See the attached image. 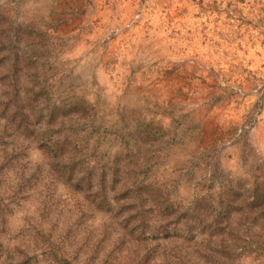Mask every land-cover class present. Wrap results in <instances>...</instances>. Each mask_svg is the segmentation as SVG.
<instances>
[{
  "label": "rangeland",
  "instance_id": "374dc122",
  "mask_svg": "<svg viewBox=\"0 0 264 264\" xmlns=\"http://www.w3.org/2000/svg\"><path fill=\"white\" fill-rule=\"evenodd\" d=\"M263 45L264 0H0V264H264Z\"/></svg>",
  "mask_w": 264,
  "mask_h": 264
},
{
  "label": "bare ground",
  "instance_id": "6f19581e",
  "mask_svg": "<svg viewBox=\"0 0 264 264\" xmlns=\"http://www.w3.org/2000/svg\"><path fill=\"white\" fill-rule=\"evenodd\" d=\"M124 1V0H123ZM143 1V0H142ZM170 1V0H169ZM174 1V0H173ZM66 2V1H65ZM81 2H83V1H81ZM120 2V1H119ZM137 2V1H136ZM164 2V1H163ZM73 3V2H72ZM108 3V2H107ZM199 3V2H198ZM229 3V2H228ZM235 3V2H234ZM234 3H232V4H234ZM240 3V2H239ZM117 4H119V3H117ZM205 4V3H204ZM224 4V3H223ZM243 4V3H242ZM62 5V4H61ZM68 5V4H67ZM99 5H101V4H99ZM186 5V4H185ZM228 5V4H227ZM60 6V5H59ZM58 6V7H59ZM71 6V5H70ZM113 6V5H112ZM126 6V5H125ZM134 6V5H133ZM164 6V5H163ZM162 6V7H163ZM239 6V5H238ZM63 7H64V5H63ZM80 7V6H79ZM119 7V6H118ZM142 7V6H141ZM149 7V6H148ZM194 7V6H193ZM197 7V6H196ZM220 7V6H219ZM232 7V6H231ZM241 7V6H240ZM120 8H121V6H120ZM122 8H123V6H122ZM152 8V7H151ZM216 8V7H215ZM226 8V7H225ZM58 9V8H57ZM64 9V8H63ZM102 9V8H101ZM106 9V8H105ZM104 9V10H105ZM112 9V8H111ZM129 9V8H128ZM147 9V8H146ZM155 9H156V7H155ZM159 9V8H158ZM194 9H195V7H194ZM222 9H223V7H222ZM229 9V8H228ZM232 9V8H231ZM59 10V9H58ZM139 10V9H138ZM152 10V9H151ZM172 10V9H171ZM196 10H198V9H196ZM221 10V9H220ZM227 10V9H226ZM244 10V9H243ZM251 10V9H250ZM61 11V10H60ZM84 11V10H83ZM107 11H109L108 9H107ZM122 11V10H121ZM128 11V10H127ZM169 11V10H168ZM205 11V10H204ZM207 11H208V9H207ZM212 11V10H211ZM215 11V10H214ZM120 12V11H119ZM144 12V11H143ZM151 12V11H150ZM177 12V11H176ZM230 12V11H229ZM228 12V13H229ZM124 13V12H123ZM156 13V12H155ZM192 13V12H191ZM209 13V12H208ZM215 13V12H214ZM133 14V13H132ZM154 14V13H153ZM159 14V13H158ZM203 14V13H202ZM258 14V13H257ZM81 15V14H80ZM85 15V14H84ZM113 15V14H112ZM147 15H149V14H147ZM162 15V14H161ZM186 15V14H185ZM205 15V14H204ZM227 15V14H226ZM247 15V14H246ZM137 16V15H136ZM187 16H188V14H187ZM229 16V15H228ZM243 16V15H242ZM250 16V15H249ZM112 17V16H111ZM113 17H115V16H113ZM153 17V16H152ZM222 17V16H221ZM240 17V16H239ZM76 18V17H75ZM82 18V17H81ZM109 18V17H108ZM130 18V17H129ZM157 18V17H156ZM219 18V17H218ZM245 17H243V19H244ZM96 19V18H95ZM151 19V18H150ZM149 19V20H150ZM154 19V18H153ZM224 18H222V20H223ZM76 20V19H75ZM74 20V21H75ZM139 20V19H138ZM163 20V19H162ZM171 20V19H170ZM176 20V19H175ZM184 20H185V18H184ZM193 20V19H192ZM246 20V19H245ZM244 20V21H245ZM69 21H72V20H70L69 19ZM82 21H83V19H82ZM110 21V20H109ZM134 21V20H133ZM165 21V20H164ZM204 21H205V19H204ZM73 22V21H72ZM125 22V21H124ZM130 22V21H129ZM154 22V21H153ZM163 22V21H162ZM174 22V21H173ZM195 22V21H194ZM226 22V21H225ZM246 22V21H245ZM99 24H100V22H98ZM114 23V22H113ZM127 23V22H126ZM139 23V22H138ZM187 23H189V22H187ZM206 23V22H205ZM204 23V24H205ZM228 23V22H227ZM109 24V23H108ZM149 24V23H148ZM197 24V23H196ZM207 24V23H206ZM221 24V23H220ZM244 24V23H243ZM155 25H156V23H155ZM162 25V24H161ZM212 25V24H211ZM210 25V27H212ZM228 25V24H227ZM247 25V24H246ZM66 26V25H65ZM78 26V25H77ZM77 26H75V27H77ZM97 26V25H96ZM105 26V25H104ZM133 26V25H132ZM192 26V25H191ZM225 26V25H224ZM61 27V26H60ZM64 27V26H63ZM67 27V26H66ZM74 27V26H73ZM119 27V26H118ZM154 27V26H153ZM71 28H72V26H71ZM78 28V27H77ZM136 28V27H135ZM138 28V27H137ZM176 28V27H175ZM196 28H198V27H196ZM63 29V28H62ZM67 29V28H66ZM65 29V30H66ZM142 29V28H141ZM178 29V28H177ZM176 29V30H177ZM198 29H200V28H198ZM197 29V30H198ZM216 29V28H215ZM244 29V28H243ZM76 30V29H75ZM100 30V29H99ZM180 30V29H179ZM187 30V29H186ZM209 30V29H208ZM214 30V29H213ZM220 30H222L221 29V26H220ZM224 30V29H223ZM222 30V31H223ZM241 30V29H240ZM123 31V30H122ZM121 31V32H122ZM129 31V30H128ZM178 31V30H177ZM199 31V30H198ZM65 32V31H64ZM100 32V31H99ZM124 32V31H123ZM143 32V31H142ZM179 32V31H178ZM223 32H225V31H223ZM228 32V31H227ZM256 32H257V28H256ZM194 33V32H193ZM232 33V32H231ZM237 33V32H236ZM252 33V32H251ZM90 34H92V33H90ZM192 34V33H191ZM199 34V33H198ZM212 34H213V32H212ZM260 34V33H259ZM169 35V34H168ZM172 35V34H171ZM189 35V34H188ZM208 35V34H207ZM214 35V34H213ZM236 35V34H235ZM239 35V34H238ZM246 35V34H245ZM83 36V35H82ZM89 36V35H88ZM113 36V35H112ZM126 36V35H125ZM191 36V35H190ZM192 36H194V35H192ZM191 36V37H192ZM210 36H212V35H210ZM250 36V35H249ZM252 36V35H251ZM122 37V36H121ZM129 37V36H128ZM225 37H226V35H225ZM254 37V36H253ZM106 38H107V36H106ZM232 38V37H231ZM81 39V38H80ZM111 39H113V38H111ZM129 39V38H128ZM188 39V38H187ZM236 39V38H235ZM243 39V38H242ZM252 39V38H251ZM82 40V39H81ZM91 40V39H90ZM104 40V39H103ZM130 40V39H129ZM253 40V39H252ZM92 41V40H91ZM125 41V40H124ZM245 41V40H244ZM247 41V40H246ZM81 42V41H80ZM90 42V41H89ZM93 42V41H92ZM117 42V41H116ZM191 42V41H190ZM202 42H204V41H202ZM216 42V41H215ZM248 42V41H247ZM78 43V42H77ZM91 43V42H90ZM111 43V42H110ZM110 43H109V45H110ZM115 43V42H114ZM226 43V42H225ZM236 43V42H235ZM250 43V42H249ZM107 44H108V42H107ZM179 44V43H178ZM104 45V44H103ZM108 45V46H109ZM191 45V44H190ZM242 45V44H241ZM240 45V46H241ZM244 45V44H243ZM122 46V45H121ZM133 46V45H132ZM195 46V45H194ZM205 46V45H204ZM225 46V45H224ZM223 46V47H224ZM249 46V45H248ZM264 46V45H263ZM102 47V46H101ZM213 47V46H212ZM222 47V46H221ZM232 47V46H231ZM118 48V47H117ZM200 48V47H199ZM249 48H250V46H249ZM257 48V47H256ZM231 49V48H230ZM254 49V48H253ZM264 49V48H263ZM74 50V49H73ZM93 50V49H92ZM123 50V49H122ZM207 50V49H206ZM229 50V49H228ZM260 50V49H259ZM75 51V50H74ZM103 51V50H102ZM184 51V50H183ZM231 51V50H230ZM240 51V50H239ZM86 52V51H85ZM104 52V51H103ZM110 52V51H109ZM114 52V51H113ZM119 52V51H118ZM229 52V51H228ZM252 52V51H251ZM70 53V52H69ZM73 53V52H72ZM88 53V52H87ZM112 53V52H111ZM196 53V52H195ZM258 53V52H257ZM71 54V53H70ZM113 54V53H112ZM207 54V53H206ZM220 54V53H219ZM229 54V53H228ZM251 54V53H250ZM105 55V54H104ZM231 55V54H230ZM239 55V54H238ZM257 55V54H256ZM264 55V54H263ZM114 56V55H113ZM116 56V55H115ZM124 56V55H123ZM132 56V55H131ZM237 56V55H236ZM250 56V55H249ZM101 57V56H100ZM107 57H108V55H107ZM237 57H240V56H237ZM73 58V57H72ZM229 58H232V57H229ZM243 58V57H242ZM249 58V57H248ZM254 58H257V57H254ZM263 58V57H262ZM105 59V58H104ZM113 59V58H112ZM114 59H116V58H114ZM126 59V58H125ZM182 59V58H181ZM189 59V58H188ZM163 60V59H162ZM167 59H165V61H166ZM245 60V59H244ZM252 60V59H251ZM261 60V59H260ZM102 61V60H101ZM111 61V60H110ZM156 61V60H155ZM158 61V60H157ZM169 61V60H168ZM191 61V60H190ZM214 61V60H213ZM221 61V60H220ZM232 61V60H231ZM237 61V60H236ZM154 62V61H153ZM173 62H176V61H174L173 60ZM217 62V61H216ZM255 62V61H254ZM259 62V61H258ZM108 63V62H107ZM106 63V64H107ZM164 63V62H163ZM184 63V62H183ZM206 63V62H205ZM204 63V64H205ZM185 64V63H184ZM241 64V63H240ZM254 64V63H253ZM164 65H165V63H164ZM116 66V65H115ZM136 66V65H135ZM170 66V65H169ZM247 66V65H246ZM252 66V65H251ZM150 67V66H149ZM176 67V66H175ZM223 67V66H222ZM249 67H250V65H249ZM255 67V66H254ZM234 68V67H233ZM258 68V67H257ZM211 69V68H210ZM240 69V68H239ZM185 70V69H184ZM213 70H214V68H213ZM253 70V69H252ZM256 70V69H255ZM264 70V69H263ZM144 71V70H143ZM218 71V70H217ZM258 71V70H257ZM157 72V71H156ZM176 72V71H175ZM178 72V71H177ZM216 72V71H215ZM233 72V71H232ZM129 73H130V71H129ZM168 73V72H167ZM196 73H197V71H196ZM204 73V72H203ZM213 73V72H212ZM246 73H248V72H246ZM163 74V73H162ZM181 74V73H180ZM228 74H229V72H228ZM239 74H241V73H239ZM172 75V74H171ZM238 75V74H237ZM162 76V75H161ZM184 76V75H183ZM218 76V75H217ZM234 76V75H233ZM151 77V76H150ZM173 77V76H172ZM171 77V78H172ZM189 77V76H188ZM194 77V76H193ZM222 77V76H221ZM232 77V76H231ZM230 77V78H231ZM247 77V76H246ZM218 78V77H217ZM133 79V78H132ZM167 79V78H166ZM189 79V78H188ZM191 79V78H190ZM196 79V78H195ZM215 79V78H214ZM214 79H213V81H214ZM128 80H129V78H128ZM170 80V79H169ZM168 80V81H169ZM174 80H176V78L174 79ZM204 80V79H203ZM144 81V80H143ZM167 81V80H166ZM230 81V80H229ZM243 81V80H242ZM125 82V81H124ZM126 82H128V81H126ZM170 82V81H169ZM207 82H209L208 80H207ZM234 82V81H233ZM232 82V83H233ZM239 82V81H238ZM245 82V81H244ZM243 82V83H244ZM184 83V82H183ZM121 84V83H120ZM203 84V83H202ZM201 84V85H202ZM205 85H206V83H204ZM210 84V83H209ZM212 85H214V84H212ZM229 85H231V84H229ZM147 86V85H146ZM178 86V85H177ZM191 86H193V85H191ZM221 86V85H220ZM235 86H236V84H235ZM234 86V87H235ZM130 87V86H129ZM186 87V86H185ZM228 87V86H227ZM233 87V86H232ZM240 87H242V86H240ZM163 88V87H162ZM201 88H202V86H201ZM206 88V87H205ZM194 89V88H193ZM208 89H210V88H208ZM207 89V90H208ZM249 89V88H248ZM145 90V89H144ZM152 90V89H151ZM219 90H221V89H219ZM147 91V90H146ZM205 91V90H204ZM210 91V90H209ZM215 91V90H214ZM243 91V90H242ZM200 92V91H199ZM220 92V91H219ZM129 93V92H128ZM180 93V92H179ZM221 93V92H220ZM224 93V92H223ZM122 94V93H121ZM210 94V93H209ZM145 95V94H144ZM218 95V94H217ZM214 96V95H213ZM206 97V96H205ZM208 97V96H207ZM151 98V97H150ZM178 98V97H177ZM187 99V98H186ZM195 99V98H194ZM203 99V98H202ZM210 99V98H209ZM231 100V99H230ZM135 101H137V100H135ZM234 101V100H233ZM178 102V101H177ZM200 102V101H199ZM172 103V102H171ZM179 103V102H178ZM177 103V104H178ZM182 103V102H181ZM194 103V102H193ZM195 103H196V101H195ZM175 104V103H174ZM190 104H191V102H190ZM198 104V103H197ZM206 104V103H205ZM209 104V103H208ZM216 104V103H215ZM224 104H226V103H224ZM231 104H233V103H231ZM250 104V103H249ZM179 105V104H178ZM187 105V104H186ZM198 105H200V104H198ZM212 105V104H211ZM228 105V104H227ZM245 105V104H244ZM193 106V105H192ZM217 106V105H216ZM218 106H220V104L218 105ZM250 106V105H249ZM222 107V106H221ZM194 108H195V106H194ZM206 108V107H205ZM218 108V107H217ZM223 108V107H222ZM249 108V107H248ZM193 109V108H192ZM224 109V108H223ZM229 109V108H228ZM241 109V108H240ZM243 109V108H242ZM225 110V109H224ZM215 111V110H214ZM222 111V110H221ZM237 112H239V111H237ZM229 113V112H228ZM234 114V113H233ZM243 114V113H242ZM240 115V114H239ZM238 116V115H237ZM231 117V116H230ZM243 117V116H242ZM264 117V116H263ZM239 119V118H238ZM233 120H235V118L233 119ZM229 122V121H228ZM225 123V122H224Z\"/></svg>",
  "mask_w": 264,
  "mask_h": 264
}]
</instances>
